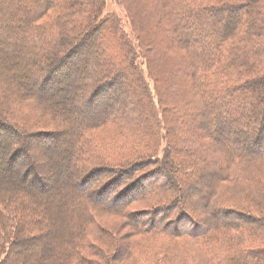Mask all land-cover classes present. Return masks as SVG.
<instances>
[{"label": "trees", "instance_id": "obj_1", "mask_svg": "<svg viewBox=\"0 0 264 264\" xmlns=\"http://www.w3.org/2000/svg\"><path fill=\"white\" fill-rule=\"evenodd\" d=\"M125 1L131 6L144 5L143 0ZM147 1L142 14L150 16L151 27L144 30L136 25L140 35L136 44L138 48L145 45L157 101L165 105L168 118L163 125L166 137L161 138L166 150L163 167L147 175L142 192L153 188L152 199L159 204L142 213L126 211L129 203L140 196L133 197L131 189L142 183H126L131 174L124 172L129 166L124 158L89 172L88 178L82 176L86 172L82 167L88 144L86 133L123 119L130 124L131 116L140 108L129 104L117 108L115 104L104 111L99 105L102 96L95 95L107 92L117 77H133L145 98L146 108L141 105L149 110L153 125L144 129L146 134L141 133L140 142L146 137L151 141L150 148H154L161 141L157 137L162 128L156 120L155 102L136 64L138 49H134L126 30L115 15L104 14L105 0H26L35 5L36 11L12 36L19 43L15 66L25 73L19 74L21 82L13 76L12 85L0 72V131L6 133L0 165L3 163L10 173L6 180L0 176V264H248L259 259L264 263V0ZM134 15L139 20L141 14ZM208 16H213V22ZM5 21L0 20L3 31ZM196 33L204 41H188L189 35ZM84 40L86 44L82 46ZM4 42L0 34L1 47ZM72 59L73 65L82 60L81 69L72 66L73 85L78 87L79 95L54 91L52 80L63 73L64 63L71 66ZM163 61L169 66L165 67ZM101 68L106 69L98 72ZM31 73H37V78H31ZM8 102H13L12 112ZM25 103L50 115L53 126H59L61 132L28 133L20 116ZM220 115L226 125L216 120ZM246 116L251 122L244 123ZM145 124L149 125L147 121ZM234 127L238 134L230 137ZM18 136L23 137L21 145L12 148ZM25 137L48 144L55 158L50 162L53 190L41 181V172L31 155L14 162L15 156L24 155L22 146L28 147L23 142ZM121 143L122 149L133 146L129 141L113 145ZM147 143L145 148H149ZM114 146L109 144L107 148ZM168 171L179 176L182 189ZM105 173L109 180L99 181ZM154 178V187H146ZM198 184L207 187L195 191L197 198L202 193L205 196L196 202L194 212L192 205L186 207L181 202L182 191ZM246 187L251 189L245 191ZM230 190L255 201L254 208L241 202L232 204L224 195ZM254 195L255 200L250 198ZM93 211L126 218L127 226L139 237L133 240V249L115 250L118 239L114 238L110 241L114 252L93 248L92 257L96 259L83 253L87 234L95 223ZM195 213L200 218L204 216L206 222L202 224ZM214 213L237 219L216 222ZM148 214L151 216L144 222ZM180 222H185L188 229H181ZM228 228L240 230L239 243L234 241L236 237L222 238L221 230H216ZM184 236L201 238L196 240L200 247L195 251L187 249ZM244 241L257 244L246 248ZM204 242L207 243L202 246Z\"/></svg>", "mask_w": 264, "mask_h": 264}, {"label": "rangeland", "instance_id": "obj_2", "mask_svg": "<svg viewBox=\"0 0 264 264\" xmlns=\"http://www.w3.org/2000/svg\"><path fill=\"white\" fill-rule=\"evenodd\" d=\"M30 1V0H28ZM32 2H34L35 0H31ZM42 0H38L39 3H41ZM144 5L143 8L139 7V6H131L126 4L125 0H105V10H104V14L108 13V14H113L115 15V17L120 21L122 27L126 30L130 40L132 41V43L134 44V49L137 51L138 49V57L136 60V64L137 66L140 68V72L142 74V77L144 78V80L149 84V92L151 94V98L152 100L155 102V114H156V120L157 123L159 124V126H161L162 130H159V133L157 134V137H159V140H161V138L165 139L166 134L163 131L164 129V122H166V119L168 118L164 113H165V105H163L161 103V100H159V102L157 101L158 99V93H156L155 88H154V74L152 72L151 67L149 66V56L147 57V50L144 47V43H142V46H140V48H138L137 44H136V37L140 35L138 32H136V25L141 26L144 30L145 28H150L151 25V19L149 15H144L142 14L145 10L146 7V2H148L147 0H143ZM37 3V2H36ZM141 8V9H140ZM136 9V10H135ZM138 10V11H137ZM36 11V7L35 5H31L28 4V2H26V0H2L0 3V20L4 19L6 20V30L3 31L2 28L0 27V34L2 35V38L4 39V43L5 46L1 47L0 46V72H4L5 77L12 83V85L15 83L14 79L12 80L13 76L15 77V80L17 82H21L22 79L19 77V74H24L25 71L19 67L18 65L15 66V63L18 60V52H16V48L18 46V41L12 37L13 34H15V32L17 31L18 27L22 26L27 17H29L31 14H33ZM141 11V12H140ZM143 11V12H142ZM133 14L138 13V17L139 14V20L137 19V15L132 16ZM208 20H210V22H213V16H208L207 18ZM200 23H203L202 21ZM207 29H209V27H205ZM149 31V30H146ZM209 37H211V32L208 33ZM199 33H196L194 35H189L188 37V41H204V39H198L200 38ZM216 39H219V37L217 36ZM213 40V39H212ZM208 41H211L208 38ZM205 43V42H204ZM211 43V42H210ZM100 44V42H99ZM98 44V45H99ZM103 44V42H102ZM102 44H100L102 46ZM99 45V46H100ZM103 47V46H102ZM141 50H143V55L141 54ZM141 54V55H140ZM184 54V53H183ZM111 55L109 53L110 58ZM186 58H188V56L185 55ZM144 57V58H142ZM74 60V59H73ZM72 60V61H73ZM77 64H70L71 66L67 65V64H63V73H61L58 77H55L53 81V84H55V89L59 90H66L67 92H72L75 94L79 95V90L78 87L76 88L73 85V82L75 81V71L72 69V66H74L75 70H78L79 67L81 69V64H82V60H77L76 61ZM25 64V63H24ZM93 64V61L89 64V67H91ZM163 64L165 65V67L169 66V63L166 61H163ZM66 65V66H65ZM24 65H22L23 67ZM101 67V66H99ZM72 69V70H71ZM104 68H101L98 70V72L103 71ZM106 69V68H105ZM104 69V70H105ZM16 74V75H14ZM29 76H31V78H37V73H31L29 74ZM109 79V77H107V80ZM78 85L81 87V85L78 82ZM110 87L107 88V92L106 90H102V91H98L99 93H95V96H102L100 97V106L103 107L104 111H107L109 108H111V105L115 106L117 108H121L123 105L125 104H129L130 106H138L140 107L138 112L136 114H133L131 116V123L129 124L128 122H125V120H121L118 121L119 123H108L98 129H95V131H89L86 134H88V144L85 147V154L82 157V167L83 169L86 171L85 173H82L83 178H88V174H90L89 172L94 171L97 168L103 167L105 165H113L116 164V159L117 158H124L125 161L127 162V164L129 165L128 167H126L124 169V172H130V176L128 177V181H126V183L132 184V182H136L137 183H147L148 180H146L147 175L150 172H158L162 169V164L161 161L163 160L164 156H165V140H161L156 147L154 148H150L151 147V141L148 140L146 141V137H144V139L140 142V139L142 134H146L144 133V129L146 128H150L152 127V121H150V118H148V114H149V110L148 109H144L143 105L144 104L145 108V98L143 96V93H141L140 89L137 87L136 81L133 77H129V76H125V77H117V81L116 84L114 86L109 85ZM51 92H53L52 90H50ZM102 93H104V96L102 95ZM99 94V95H98ZM7 95V94H6ZM58 100L57 101H63L61 97H56ZM65 101V99H64ZM13 105V102L11 103ZM10 104V102L7 103V107L9 108L10 112H12L13 109L12 105ZM140 105V106H139ZM112 106V108H113ZM1 107V106H0ZM2 108V107H1ZM111 108V109H112ZM110 109V110H111ZM115 111V110H114ZM165 115V118H164ZM20 116H23V119L21 120V123L27 126V130L28 133H36V132H50V133H56V132H61L60 128L58 127H54L53 123L51 122V116L46 114V113H41L38 112L37 109H34L33 106H30L29 104L25 103V105L23 106V111L22 114ZM222 115H220L219 118H217L216 120H218L220 122V125H226L225 121L221 120ZM147 119V120H145ZM207 119L209 120H214L213 117H207ZM24 120V121H23ZM128 120V119H127ZM126 120V121H127ZM145 121L148 122V126H146ZM243 121L244 123H248L251 122L250 117L246 116L243 117ZM126 123L128 124L127 127L125 126ZM125 128V129H124ZM148 130V129H147ZM137 131V133H136ZM142 133V134H141ZM236 134H238V130L237 128H231L230 129V137L235 136ZM141 135V136H140ZM6 136V133L3 131H0V142L3 143L4 142V138ZM20 137V138H19ZM139 137V138H138ZM16 138H19L17 140H15L12 143V148L14 146H20L21 142H22V138L21 136H18ZM15 138V139H16ZM119 141L121 142H125V141H129V143L131 142L133 144V146L131 148H123L122 143L114 146L113 144L118 143ZM153 138H152V142H153ZM25 143H27L28 147H24L22 146V153H24L23 156L17 155L15 156V160L17 163L22 161V159L25 156L31 155V161L36 165V167L38 168L39 172H41V181H44V183H47L49 185L50 189H54V185L51 182V176H52V167H51V161H53V156L50 155L49 153V146L48 144H45V142L42 144L40 141L38 142L37 140H35L34 138H30V137H25L24 141ZM149 146V148H145L144 144ZM156 143V142H155ZM111 144L114 147L117 148H112L108 149V145ZM247 144V142L245 143ZM4 145L5 148H8V144L5 143ZM153 146V145H152ZM4 148V149H5ZM25 148H28L27 150ZM8 153V152H6ZM7 156V155H6ZM5 156V157H6ZM55 160V158H54ZM158 161V162H156ZM4 162V161H3ZM131 164V165H130ZM140 164V165H138ZM25 166V164H24ZM165 171V170H164ZM170 174V177L173 179V181L176 183L177 187L180 189H182L183 187L180 186L179 182L177 180L179 179V176H177L176 174L171 173L170 171H168ZM108 173H105L104 177H102L99 181H102L108 177H105ZM0 176L6 180L8 179V177H10V173H8V170L6 169V167L4 166V164L2 163L0 165ZM110 176V175H108ZM114 179V178H113ZM112 179V180H113ZM109 178L107 180L104 181H108ZM162 180V179H161ZM94 181V180H93ZM156 179H152L149 180V182H151L150 184H148V186H153V184L155 183ZM103 182V181H102ZM125 183V182H124ZM143 183L141 185H139V187L136 189L132 188L131 189V194H133V197H136L138 194L140 195L138 197V200L136 202H131L129 203V205L126 207V211L128 213H142L145 210H149L148 208L157 206L159 204L158 200H154L152 198H154L155 194L154 192H151L152 190H154L153 188L146 190L145 192H142L143 189ZM163 183V180H162ZM263 187H264V179L262 181ZM128 185V186H129ZM133 186V185H131ZM154 187V186H153ZM176 187V190H177ZM207 187V184H205L204 186L202 184H198L197 187H195L194 189H185L182 191L183 197L181 199V202L186 206L189 207L190 205H192V209L194 212H196L194 206L196 205V202L200 201V198L205 196V193H202L200 195V197H196L195 191L199 188H205ZM49 189V190H50ZM245 191H248V189H251V187H246ZM136 191L141 192V193H136ZM262 191V190H261ZM203 192V191H202ZM256 192V191H255ZM263 192V191H262ZM225 196H227L232 204L234 202H241L242 204H247L248 207L254 208V204L252 202H255L253 200L247 199L245 194L241 195V194H234L233 190H230L228 193L224 194ZM250 196V195H249ZM250 198H254L255 200V195L251 196ZM198 205V203H197ZM264 203L262 202L261 206L264 209ZM196 207V206H195ZM197 207H201L200 205H198ZM232 207V206H231ZM54 209V208H52ZM55 210V209H54ZM252 210V209H250ZM259 210L261 211V207L259 206ZM56 213V212H55ZM262 212H260L261 215ZM6 214V213H5ZM93 215L96 218H93V223L92 224V228L90 230V235L87 234V239L86 242H88L86 244L87 247H85V251L83 253H85L86 255H91L90 257H92L93 254V248L94 251L95 250H106L108 252L113 251L114 252V247H111V242L113 241L114 238H117L118 241L116 243V247L115 250L118 249V247L120 249H125L126 251H128L129 249H133L132 248V242L133 240L139 239L138 236L134 235L131 231V229L127 226V219L126 218H122V217H118L116 215H105V214H101L99 212H94L93 211ZM151 215H145V220L144 222H147V220L150 218ZM212 216V214H211ZM263 216V215H262ZM143 217V215H142ZM141 217V218H142ZM214 218V220L216 222H221L223 223V221H230L229 219H237V218H227L225 217L222 213L220 215H215V213L212 216ZM51 218V216H50ZM195 218L198 219L202 224H204L206 222V219H202L205 218L204 216L200 218L199 215L196 216L195 213ZM61 221H63L65 218H60ZM25 220V219H24ZM245 220V219H244ZM26 223V222H24ZM180 222V226H182L181 229H188V226L185 225V222ZM238 224V223H237ZM184 226V227H183ZM90 227V224H89ZM55 229H58L60 231V229L57 227H55ZM216 230H221L220 234L221 237H236L234 239V241L238 240L237 243H239L241 241V239L239 238V234L238 232H240V230L238 229L237 231L235 230H229L228 229H216ZM56 232V231H55ZM217 234V233H216ZM218 235V234H217ZM131 236H133V239H130ZM183 238V243L186 244L187 249H189L190 251L192 250H197L200 245L197 243L196 240L201 239V238H192V237H186ZM211 240H216V241H223L221 239L218 238H210ZM209 240V239H208ZM208 240H203V241H208ZM111 241V242H110ZM207 242H204L203 245H206ZM218 243V242H217ZM245 247L248 248L247 246H254L257 244V242H254L253 245L251 244V242H245ZM211 244V243H210ZM209 244V246H210ZM218 246L214 247L213 249L217 248ZM213 249H210L209 253H211V251H213ZM213 253V252H212ZM215 253V252H214ZM222 254V253H221ZM212 255V254H211ZM161 256H159L160 258ZM93 259H96V256L93 255L92 257ZM100 261L104 262V263H108L105 259L102 260L99 258ZM213 260V259H212ZM117 262L113 263L116 264ZM147 264H150V262H146ZM161 264H165V263H161ZM248 264H264L263 263V259H259L254 260V261H248Z\"/></svg>", "mask_w": 264, "mask_h": 264}, {"label": "bare ground", "instance_id": "obj_3", "mask_svg": "<svg viewBox=\"0 0 264 264\" xmlns=\"http://www.w3.org/2000/svg\"><path fill=\"white\" fill-rule=\"evenodd\" d=\"M87 39V38H86ZM86 44V40H84V42L82 43V46H84ZM75 59V58H74ZM73 60V59H72ZM72 60H70V64H73L75 61H72ZM1 145H2V143L0 142V148H1ZM15 163H16V161H15Z\"/></svg>", "mask_w": 264, "mask_h": 264}]
</instances>
